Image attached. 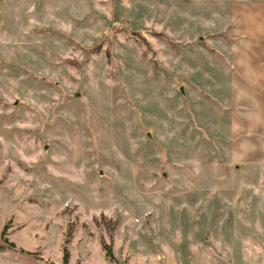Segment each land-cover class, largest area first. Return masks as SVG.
<instances>
[{"label": "rangeland", "instance_id": "rangeland-1", "mask_svg": "<svg viewBox=\"0 0 264 264\" xmlns=\"http://www.w3.org/2000/svg\"><path fill=\"white\" fill-rule=\"evenodd\" d=\"M236 3L0 0V264H264L214 80Z\"/></svg>", "mask_w": 264, "mask_h": 264}, {"label": "crops", "instance_id": "crops-1", "mask_svg": "<svg viewBox=\"0 0 264 264\" xmlns=\"http://www.w3.org/2000/svg\"><path fill=\"white\" fill-rule=\"evenodd\" d=\"M233 5L228 35L230 65L221 61L225 65L217 69L220 76L214 80L228 88L223 111L228 113L229 143L224 153L235 167L264 160V6Z\"/></svg>", "mask_w": 264, "mask_h": 264}, {"label": "trees", "instance_id": "trees-1", "mask_svg": "<svg viewBox=\"0 0 264 264\" xmlns=\"http://www.w3.org/2000/svg\"><path fill=\"white\" fill-rule=\"evenodd\" d=\"M102 248H103L107 258L111 261L112 260V254H111L110 248L106 247L104 245H102ZM65 259H66V252L64 253V256H63V260H65Z\"/></svg>", "mask_w": 264, "mask_h": 264}]
</instances>
